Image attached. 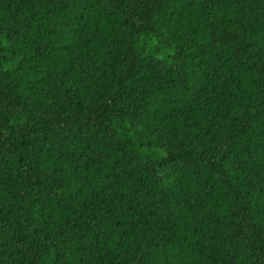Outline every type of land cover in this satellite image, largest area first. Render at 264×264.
Returning <instances> with one entry per match:
<instances>
[{"label":"trees","instance_id":"1","mask_svg":"<svg viewBox=\"0 0 264 264\" xmlns=\"http://www.w3.org/2000/svg\"><path fill=\"white\" fill-rule=\"evenodd\" d=\"M0 264H264V0H0Z\"/></svg>","mask_w":264,"mask_h":264}]
</instances>
